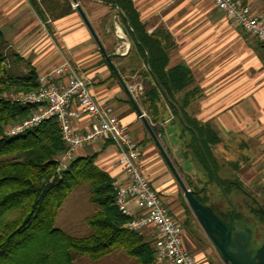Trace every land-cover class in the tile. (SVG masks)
<instances>
[{"label": "crops", "instance_id": "0c3cea01", "mask_svg": "<svg viewBox=\"0 0 264 264\" xmlns=\"http://www.w3.org/2000/svg\"><path fill=\"white\" fill-rule=\"evenodd\" d=\"M131 1L148 33L159 30L169 35L168 67L184 65L191 75V83L175 92L174 100L162 92L165 99L156 108L145 93L151 79L144 74L147 63L138 56L121 10L107 0L77 3L105 52L113 54V65L184 182L190 188L205 189L206 183L213 182L187 147L189 134L182 127L186 125L182 110L191 123L188 126L203 130L217 173L225 164L235 167L220 159H235L237 144L245 145L242 137L251 140L261 133L264 138V42L227 19L210 0ZM241 1L264 19L263 0ZM0 31L6 51L12 53L7 66L14 73H24L29 65L39 74L66 60L90 81L92 95L112 107L137 141L138 166L149 184L166 197L170 213H175L172 205L180 199V188L72 0H0ZM171 107L178 116L179 111L182 114V125ZM87 126L86 115L74 125L76 130ZM85 156H94L95 166L113 182L124 180L118 150L108 136L86 143L75 153V157ZM128 207L133 215L144 211L133 200ZM142 234L152 244L155 229L145 228Z\"/></svg>", "mask_w": 264, "mask_h": 264}, {"label": "trees", "instance_id": "16d2710c", "mask_svg": "<svg viewBox=\"0 0 264 264\" xmlns=\"http://www.w3.org/2000/svg\"><path fill=\"white\" fill-rule=\"evenodd\" d=\"M107 1L121 10L138 56L147 63L144 74H150L152 81L149 80L145 93L150 105L156 108L158 101L165 99L162 92L174 100V93L186 88L192 80L184 65L168 67L169 35L159 30L148 33L131 0ZM8 55L12 53L6 51V40L0 31V264H75L78 254L99 260L115 249H122L137 264H157L150 241L126 228L129 217L117 209L113 181L95 166L94 156L74 157L67 168H59L66 145L55 118L43 120L16 135L5 133L7 125L27 118L38 108L36 104H21L5 97L37 88L33 67L28 65L24 73H14L7 66ZM186 93L192 95L191 91ZM172 110L182 125L176 109ZM182 113L190 153L201 163L208 181L221 188L222 196H229L232 181L217 173L203 130L196 125L194 129L188 126L191 123L183 110ZM81 184L88 186L89 200L96 208L85 220L91 232L75 237L56 227L54 222L64 199ZM233 184L236 193H244L239 182ZM191 189L204 204L206 198L199 193L205 189ZM251 199L254 206L247 209L264 222V204L255 197ZM185 210L189 212L186 206ZM228 214L244 220V215L235 209Z\"/></svg>", "mask_w": 264, "mask_h": 264}, {"label": "built area", "instance_id": "2783aa9c", "mask_svg": "<svg viewBox=\"0 0 264 264\" xmlns=\"http://www.w3.org/2000/svg\"><path fill=\"white\" fill-rule=\"evenodd\" d=\"M210 1L222 10L227 19L264 42V19L247 4L241 0ZM75 6L72 2V7ZM5 97L21 104L38 105L37 110L27 118L7 125L5 133L8 135L19 134L43 120L56 119L66 145L59 160L60 169L67 168L76 151L86 143L108 136L118 150V161L125 176L122 182H112V186L117 209L129 217L126 228L140 234L145 228L155 229L151 245L157 264H199L184 246L182 226L138 166L140 148L137 141L130 135L127 126L114 115L112 107L100 103L92 95L90 81L79 75L68 61L63 60L37 74L35 90L10 93ZM83 115L88 117V126L76 130L74 125ZM130 200L144 211L133 215L128 207Z\"/></svg>", "mask_w": 264, "mask_h": 264}, {"label": "rangeland", "instance_id": "374dc122", "mask_svg": "<svg viewBox=\"0 0 264 264\" xmlns=\"http://www.w3.org/2000/svg\"><path fill=\"white\" fill-rule=\"evenodd\" d=\"M261 136L262 134L258 133L251 140L242 137L245 145L237 144L235 159L228 156H226L228 159H220L222 163L235 164V167L225 164L220 170L222 178L232 181L229 196H222L221 188L215 187L213 183L207 184L205 192L199 193L200 196L206 198V202L212 203L221 212L235 209L244 215L243 221L236 220L248 226L250 231L252 230L254 237L252 248H256L261 243L264 235V222L247 209V206H254L252 197L264 204V138L262 139ZM233 182H239L244 193H236ZM178 192L180 199H177L175 206L172 205V210L175 213L171 214L182 226L184 246L199 264H224L189 208L182 191ZM161 196L165 202L166 197L163 194ZM185 206L189 212H186ZM95 208V205L89 200L88 186L86 184L78 185L67 195L59 207L54 225L75 237L86 236L91 232V229L85 220L93 214ZM74 262L75 264H137L136 260L127 256L122 249L112 250L99 260H92L87 254H78Z\"/></svg>", "mask_w": 264, "mask_h": 264}, {"label": "water", "instance_id": "95a60500", "mask_svg": "<svg viewBox=\"0 0 264 264\" xmlns=\"http://www.w3.org/2000/svg\"><path fill=\"white\" fill-rule=\"evenodd\" d=\"M72 2L75 3V8L81 16L82 21L92 35L95 43L103 54L111 70L118 78L127 97L133 104L134 109L139 114L151 138L157 145L166 164L171 170L189 208L200 224L205 235L214 245L221 260L224 262V264H264V240L261 245L255 249L254 253H252L247 247L251 236L250 228L237 221L234 215L230 216L228 213H225L223 217H220L213 213L211 207L209 205L201 203L196 198L194 191L184 182L173 162L162 147L158 137L152 130L148 120L145 118V116L142 114V111L135 103L129 88L124 83L115 66L113 65L111 61V57L113 54H107L105 52L100 40L98 39V36L93 30L82 8L77 3V0H72ZM179 116L183 120L180 111Z\"/></svg>", "mask_w": 264, "mask_h": 264}, {"label": "flooded vegetation", "instance_id": "af4514ba", "mask_svg": "<svg viewBox=\"0 0 264 264\" xmlns=\"http://www.w3.org/2000/svg\"><path fill=\"white\" fill-rule=\"evenodd\" d=\"M204 204L209 205V206L211 207V210L213 211V213H215L216 215H218V216H220V217H223V215H224L225 213H228V211L221 212V211L217 210L216 207H215L212 203L205 202ZM235 219H236V218H235ZM207 238H208V237H207ZM253 239H254V237H253V232H252V230H251V236H250V240H249V243H248V246H247L248 249L250 248L251 244L253 243ZM263 240H264V235H263V238H262L261 243L263 242ZM261 243H260L258 246H256V248L259 247V246L261 245ZM256 248H250L249 250H250L252 253H254V251H255Z\"/></svg>", "mask_w": 264, "mask_h": 264}]
</instances>
